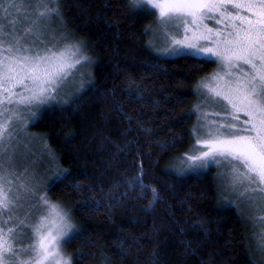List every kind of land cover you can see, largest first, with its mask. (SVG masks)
Instances as JSON below:
<instances>
[{
  "label": "trees",
  "instance_id": "1",
  "mask_svg": "<svg viewBox=\"0 0 264 264\" xmlns=\"http://www.w3.org/2000/svg\"><path fill=\"white\" fill-rule=\"evenodd\" d=\"M60 13L92 78L30 130L53 155L49 195L78 226L65 243L72 264H264L214 171L175 163L195 142V88L215 61L157 56L154 11L130 0H60Z\"/></svg>",
  "mask_w": 264,
  "mask_h": 264
},
{
  "label": "snow or ice",
  "instance_id": "2",
  "mask_svg": "<svg viewBox=\"0 0 264 264\" xmlns=\"http://www.w3.org/2000/svg\"><path fill=\"white\" fill-rule=\"evenodd\" d=\"M27 2L35 3L36 19L29 22L24 36L35 35L39 39L43 35L41 21L57 9L49 7L54 0ZM132 3L155 10L160 23L174 28V35L179 36L183 29V38L170 42L168 54L201 62L215 58L218 62L220 70L210 82L201 81L200 87L208 90V102L218 106L223 115L217 112L220 122H208V114H202L205 123L201 134L185 159L189 168L210 162L226 164L234 185L246 184L248 190L264 193V0ZM41 6L43 11L39 10ZM207 21H214V26ZM23 38L6 35L0 27V147L5 146L6 140L11 142L20 106L54 99L52 94L80 63L73 59L80 51L76 45L59 51L55 46L40 49L35 41L23 43ZM241 113L246 119H241ZM3 167L0 159V172ZM18 199L12 195L10 182L0 175V264H72L71 258L61 251L72 225L59 205L49 203L46 196L40 197L39 205L45 214L35 224L27 225L33 233L32 243L23 249L14 247L19 242L17 229H4L13 222L12 212Z\"/></svg>",
  "mask_w": 264,
  "mask_h": 264
},
{
  "label": "rangeland",
  "instance_id": "3",
  "mask_svg": "<svg viewBox=\"0 0 264 264\" xmlns=\"http://www.w3.org/2000/svg\"><path fill=\"white\" fill-rule=\"evenodd\" d=\"M130 4L135 10L144 7L147 9V6L138 8L132 3V0H130ZM12 5L13 0H0V27L5 29L6 35L23 36V43L28 44L35 41L40 49L55 46V49L59 51L66 46L76 45L80 51L76 53L73 59H79L80 63L71 71V74L59 86L57 91L52 94L54 99H49L46 103L39 105L20 106L19 119L14 122L11 142L9 143L6 140L5 146L0 147V154H2L0 159H2L4 165L0 175H3L10 182L12 195L19 197L16 201L17 207L12 212L13 222L9 223L4 230L16 228V240L19 242L14 243V247L17 249L27 248L32 243L33 238V233L27 225L35 224L40 216L45 214L41 212L39 205L41 204L40 197L46 196L49 203L59 205L60 209L67 214L68 222L72 225L68 235L62 241L61 247L63 255L70 258L65 249V243L78 232V226L67 210L66 204L60 199L51 198L49 195V187L58 178L56 166L53 164V155L47 144L42 141L40 136L30 130V125L34 123L40 111L44 108L65 103L69 97H73L78 91L79 93L82 92L92 78L94 64L81 42L76 39L75 35L73 38L64 27L60 13V0H54L49 4V7L56 8L57 12L53 13L48 19L41 21L40 30L43 35L39 39L35 35L24 36L29 27V22L36 19L35 3L29 4L27 0H15L14 6ZM39 10L43 11V6ZM153 11L155 15L154 24L148 29L149 48L159 57L172 58L174 56L168 54L166 49L171 47L170 42L172 40L183 38V29H180L179 36L174 35V28L171 25L166 27L160 23L155 10ZM207 23L209 26H214V21H207ZM41 41L43 42L41 43ZM212 60L215 61V58H212ZM215 63L214 72L199 79L195 88L199 104L195 106V109L198 110L195 113L196 129L194 131L196 132H194V135L196 139L197 135L201 134V125L205 123L201 119L202 114H208V122H220V116L215 115V113L221 112L220 108L208 102V90L200 87L201 81L210 82L213 74L220 70L218 62L215 61ZM221 115H223L222 112ZM240 117L242 120L246 119L242 113ZM196 139L185 153L177 157L175 163L178 171L182 174H188L213 170L222 192L226 194L228 199H234V202L230 204L238 206L244 219L251 225L255 252L264 255V193L252 192L247 189L246 184L234 185L231 170L226 164L210 162L207 166L189 168L185 159L190 154L193 146L196 145ZM4 219H8V216H5ZM20 221H24V223H20ZM24 259H28V257L25 256Z\"/></svg>",
  "mask_w": 264,
  "mask_h": 264
}]
</instances>
